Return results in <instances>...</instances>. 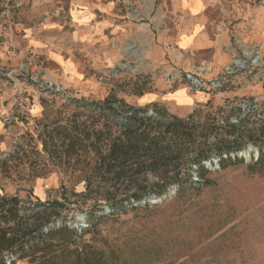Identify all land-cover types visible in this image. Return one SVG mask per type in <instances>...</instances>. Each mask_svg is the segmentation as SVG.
I'll return each instance as SVG.
<instances>
[{"label": "rangeland", "instance_id": "374dc122", "mask_svg": "<svg viewBox=\"0 0 264 264\" xmlns=\"http://www.w3.org/2000/svg\"><path fill=\"white\" fill-rule=\"evenodd\" d=\"M5 5L0 0V35L8 24ZM248 20L233 31L229 60L215 71L201 62L180 69L167 54L162 61L142 62L140 72L125 68L109 76L95 74L93 93L76 94L77 99L101 101L113 90L147 115L162 110L167 116H192L205 125L206 145L240 137V150L229 154L232 160L224 167L217 156L210 157L202 176L206 184L176 189L172 195L170 188L148 208L132 203L133 209L95 218L101 215L95 201L104 197V189L86 188V168L72 166L75 156L60 160L47 134L66 123L72 104V111L63 110L59 118L49 114L43 120L13 123L7 141L0 139V193L58 202L63 207L56 208L53 219L88 230L83 239H100L106 254L116 256L108 259L113 264H264V19L257 12ZM30 76L22 71L12 79L29 82ZM47 84V90L60 92V87ZM77 111L81 120L88 113ZM242 150L247 151L246 161L237 156ZM81 160L83 165L88 158ZM190 173L193 181L201 179ZM101 203L107 214L106 202Z\"/></svg>", "mask_w": 264, "mask_h": 264}, {"label": "crops", "instance_id": "0c3cea01", "mask_svg": "<svg viewBox=\"0 0 264 264\" xmlns=\"http://www.w3.org/2000/svg\"><path fill=\"white\" fill-rule=\"evenodd\" d=\"M5 2L0 101L14 111V125L49 114L59 118L63 110L72 111L70 99L77 93H93L95 74L109 76L125 68L140 72L142 62L162 61L163 55L170 54L180 69L201 62L215 71L229 60L233 31L257 12L264 19V0ZM22 71L31 72L29 82H13L12 75ZM47 83L60 92L47 90ZM20 101L30 103L28 111L16 109ZM11 128L13 124L0 120L1 142L7 141Z\"/></svg>", "mask_w": 264, "mask_h": 264}, {"label": "trees", "instance_id": "16d2710c", "mask_svg": "<svg viewBox=\"0 0 264 264\" xmlns=\"http://www.w3.org/2000/svg\"><path fill=\"white\" fill-rule=\"evenodd\" d=\"M70 102L75 107L66 123L47 134L60 160L75 156L72 166L86 168V188L104 189V197L95 201L101 211L93 215L97 219L133 209L132 203L148 208L150 196L161 198L170 188L180 192L204 185L210 157L217 156L224 167L232 160L229 154L241 148L240 137L206 145L205 125L192 116H167L162 110L147 115L117 98L113 90L101 101L72 98ZM77 108L88 112L83 120ZM41 144L46 149L44 140ZM81 158L88 160L82 165ZM191 170L201 179L193 181ZM149 174L155 178L148 179ZM57 207L63 206L0 193V264H113L108 259L116 256L106 254L100 239L84 240L88 230L53 219Z\"/></svg>", "mask_w": 264, "mask_h": 264}, {"label": "built area", "instance_id": "2783aa9c", "mask_svg": "<svg viewBox=\"0 0 264 264\" xmlns=\"http://www.w3.org/2000/svg\"><path fill=\"white\" fill-rule=\"evenodd\" d=\"M15 105L16 109L20 111H28L30 108V103L28 101H20ZM0 120L3 121L5 125H12L15 120L14 111L7 107L2 101H0Z\"/></svg>", "mask_w": 264, "mask_h": 264}, {"label": "water", "instance_id": "95a60500", "mask_svg": "<svg viewBox=\"0 0 264 264\" xmlns=\"http://www.w3.org/2000/svg\"><path fill=\"white\" fill-rule=\"evenodd\" d=\"M246 152L247 151H245V150H242V151H240L238 154H237V156H241V157H243L244 159H245V161L247 160V154H246ZM209 163H207V165H208ZM176 192V190H175V188H173L171 191H170V193H169V195H172V194H174ZM163 197H165V196H163ZM148 201L150 202V203H156V202H160L161 201V198H154V196H150L149 198H148Z\"/></svg>", "mask_w": 264, "mask_h": 264}]
</instances>
